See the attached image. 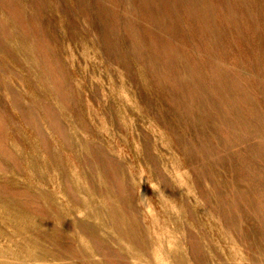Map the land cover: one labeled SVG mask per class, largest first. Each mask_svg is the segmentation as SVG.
Instances as JSON below:
<instances>
[{"label":"rangeland","instance_id":"obj_1","mask_svg":"<svg viewBox=\"0 0 264 264\" xmlns=\"http://www.w3.org/2000/svg\"><path fill=\"white\" fill-rule=\"evenodd\" d=\"M0 264H264V0H0Z\"/></svg>","mask_w":264,"mask_h":264}]
</instances>
